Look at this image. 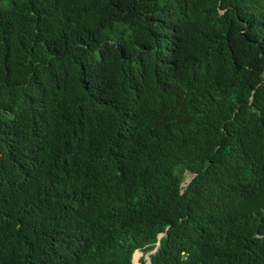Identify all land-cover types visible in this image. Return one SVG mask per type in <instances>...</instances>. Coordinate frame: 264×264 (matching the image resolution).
I'll use <instances>...</instances> for the list:
<instances>
[{
    "label": "trees",
    "instance_id": "1",
    "mask_svg": "<svg viewBox=\"0 0 264 264\" xmlns=\"http://www.w3.org/2000/svg\"><path fill=\"white\" fill-rule=\"evenodd\" d=\"M157 241L151 264H264V0L0 5V264Z\"/></svg>",
    "mask_w": 264,
    "mask_h": 264
},
{
    "label": "clouds",
    "instance_id": "2",
    "mask_svg": "<svg viewBox=\"0 0 264 264\" xmlns=\"http://www.w3.org/2000/svg\"><path fill=\"white\" fill-rule=\"evenodd\" d=\"M188 173H189V172L187 171V172H186V175H185L184 185H185L186 183L189 184V183L192 181L193 177H194V175H191L190 173H189V174H188ZM187 174L190 175L188 178H187ZM163 235H164V233H159V234H158V239H160ZM159 244H160L159 241H157L155 247H154L152 250H150V251H148V252H146V253H144V252H142L141 250H138V249H137V250L134 252V254H133V263H134V264H141L140 258L143 257L144 260H145V264H151V260H150L149 255L152 254V253H154V252L157 250V248L159 247ZM137 251L142 252V255H141V257L139 258V261H138V262L135 261V254H136Z\"/></svg>",
    "mask_w": 264,
    "mask_h": 264
},
{
    "label": "rangeland",
    "instance_id": "3",
    "mask_svg": "<svg viewBox=\"0 0 264 264\" xmlns=\"http://www.w3.org/2000/svg\"><path fill=\"white\" fill-rule=\"evenodd\" d=\"M8 3H9V0H0V5H6ZM188 174H187V178L190 176ZM141 255H142V252L138 251V253L136 255V258L138 259V261H139V258L141 257Z\"/></svg>",
    "mask_w": 264,
    "mask_h": 264
},
{
    "label": "bare ground",
    "instance_id": "4",
    "mask_svg": "<svg viewBox=\"0 0 264 264\" xmlns=\"http://www.w3.org/2000/svg\"><path fill=\"white\" fill-rule=\"evenodd\" d=\"M137 253H138V251L136 252L135 256L137 255ZM137 261H138V259H137Z\"/></svg>",
    "mask_w": 264,
    "mask_h": 264
}]
</instances>
